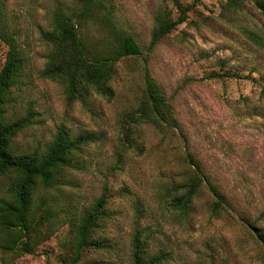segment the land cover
Segmentation results:
<instances>
[{
  "label": "rangeland",
  "instance_id": "374dc122",
  "mask_svg": "<svg viewBox=\"0 0 264 264\" xmlns=\"http://www.w3.org/2000/svg\"><path fill=\"white\" fill-rule=\"evenodd\" d=\"M179 1L191 5L185 22L152 51L144 50L142 58L118 60L111 98L90 92L82 103L69 101L61 85L40 75L48 45L38 29L46 27L55 4L73 5L75 0H8L29 29L26 72L31 81L22 103L31 105L34 117L20 140L44 148L64 128L70 135L91 134L94 141L78 154L83 168L70 172L73 180L62 185L63 194L52 190L56 196L47 199L64 222L32 254L0 251V264L62 263V256L70 254L67 219L103 192L110 217L100 233L111 246L85 249L79 264H131L136 227L147 237L149 255H166L161 264H264V239L259 236H264V49L237 26L258 28L264 21L241 10L235 24L225 22L219 17L224 0ZM109 2L110 22L130 31L142 48L157 14H179L172 0ZM79 31L92 46H101L106 35L103 25L90 22ZM5 51L0 41V63ZM144 66L172 104L177 127L126 114L135 111L143 95ZM215 72L253 79L206 78ZM188 154L227 197L221 210H213L215 197L205 185L186 214L180 216L171 205L170 198L182 193L175 186L193 173ZM3 182L7 180H0V192Z\"/></svg>",
  "mask_w": 264,
  "mask_h": 264
},
{
  "label": "trees",
  "instance_id": "16d2710c",
  "mask_svg": "<svg viewBox=\"0 0 264 264\" xmlns=\"http://www.w3.org/2000/svg\"><path fill=\"white\" fill-rule=\"evenodd\" d=\"M198 0H193L195 4ZM179 10L173 18L170 11L163 10L154 18L148 45L142 48L135 36L127 30L114 26L107 16L109 0H75L73 5L55 4L45 28L40 29L41 40L48 45L42 78L57 82L69 101L85 103L90 92L105 98L113 96L111 80L116 73V63L127 56L142 58L144 50L152 51L178 24L185 22L191 5L172 0ZM221 17L225 22L238 20L241 10L257 14L264 21V0L220 1ZM246 21V20H245ZM90 22L105 27V38L101 46H92L80 33L79 26ZM244 36L258 49H264V26L237 25ZM0 41L6 46L4 59L0 63V251L17 256L29 253L56 232L60 223L58 214L47 206L53 198L52 190L63 194L62 185L72 182L70 172L83 168L78 154L83 147L94 141L91 134L70 135L59 128L44 148L29 147L20 135L33 121L31 105H24V88L30 83L26 72L30 49L29 29L18 14L12 11L8 0H0ZM145 87L141 100L128 116L151 119L155 124L177 127L174 108L163 89L144 66ZM226 77L251 78L250 75L215 72L206 78ZM264 81V80H263ZM264 97V82L260 87ZM137 114V115H136ZM192 174L175 186L180 194L170 198L171 205L180 216L186 214L205 185L214 195L213 210L219 211L228 199L212 183L194 156L188 154ZM106 193L103 192L78 216H70V254L62 256L60 264H79L82 252L88 248L107 249L110 242L101 235L102 226L110 217ZM65 220V218H64ZM60 221V223H59ZM136 227L131 241V264H161L164 253L149 255L146 250L147 237ZM100 233V234H99ZM98 234V235H97ZM264 239L262 234H259ZM2 258V257H1Z\"/></svg>",
  "mask_w": 264,
  "mask_h": 264
}]
</instances>
